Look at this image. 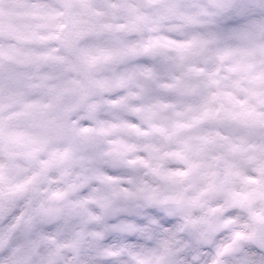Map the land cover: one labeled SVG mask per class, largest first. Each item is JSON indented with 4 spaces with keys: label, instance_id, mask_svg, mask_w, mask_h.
Returning <instances> with one entry per match:
<instances>
[{
    "label": "clouds",
    "instance_id": "1",
    "mask_svg": "<svg viewBox=\"0 0 264 264\" xmlns=\"http://www.w3.org/2000/svg\"><path fill=\"white\" fill-rule=\"evenodd\" d=\"M0 264H264V0H0Z\"/></svg>",
    "mask_w": 264,
    "mask_h": 264
}]
</instances>
